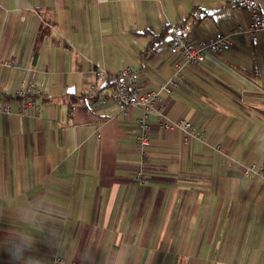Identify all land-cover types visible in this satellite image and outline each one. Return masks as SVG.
<instances>
[{
	"label": "crops",
	"instance_id": "0c3cea01",
	"mask_svg": "<svg viewBox=\"0 0 264 264\" xmlns=\"http://www.w3.org/2000/svg\"><path fill=\"white\" fill-rule=\"evenodd\" d=\"M249 20L236 0H0V58L21 65L0 66V106L11 111L0 112V264H52L55 255L77 264H264V38L236 35L187 68L162 105L204 141L183 144L180 130L151 117L144 184L132 177L138 109L124 115L100 99L125 67L141 89L172 74L170 25L197 40ZM25 81L36 85L34 117L16 113Z\"/></svg>",
	"mask_w": 264,
	"mask_h": 264
},
{
	"label": "built area",
	"instance_id": "2783aa9c",
	"mask_svg": "<svg viewBox=\"0 0 264 264\" xmlns=\"http://www.w3.org/2000/svg\"><path fill=\"white\" fill-rule=\"evenodd\" d=\"M239 5L247 8L250 12V20L247 25L240 23L230 24L226 32L216 31L206 38L191 39L188 37L180 23L170 25L167 34V47L169 51L178 56L173 64L172 74L158 87L141 89L137 83V77L131 67H125L120 73L105 81L101 89V100H109L114 103L118 110L126 115L132 107L137 108L139 114L134 119L136 131L134 142L138 148L139 160L136 170L133 172V180L137 184L146 182L144 172L146 158L151 147L150 130L151 117L155 118V125L161 130L178 129L182 133V143L187 144L191 138L204 141V134L197 129L190 120L184 117H169L162 105L165 98L172 95L175 89L181 87L188 67L199 66L206 56L220 54L228 50L232 44V38L236 35L245 34L255 44L260 37L264 38V19L261 18L260 6L256 0H236ZM0 66L17 67L21 69L20 63L11 58H0ZM104 71L97 73V81H103ZM36 85L34 81H25L15 91V97L19 99L17 114L34 117L40 110L39 103L34 95ZM0 112L9 114L8 106H0ZM219 151L224 158L228 157L226 151L220 145L213 147ZM254 165L245 168L246 171L254 170ZM52 264H77L67 262L60 255H55Z\"/></svg>",
	"mask_w": 264,
	"mask_h": 264
},
{
	"label": "trees",
	"instance_id": "16d2710c",
	"mask_svg": "<svg viewBox=\"0 0 264 264\" xmlns=\"http://www.w3.org/2000/svg\"><path fill=\"white\" fill-rule=\"evenodd\" d=\"M168 28L169 27H167V29L165 28V30L167 31V33H168ZM163 35H164V32L162 31L161 33H159V35H156L155 37H154V40L156 41V40H163Z\"/></svg>",
	"mask_w": 264,
	"mask_h": 264
},
{
	"label": "water",
	"instance_id": "95a60500",
	"mask_svg": "<svg viewBox=\"0 0 264 264\" xmlns=\"http://www.w3.org/2000/svg\"><path fill=\"white\" fill-rule=\"evenodd\" d=\"M70 91H73V89H69Z\"/></svg>",
	"mask_w": 264,
	"mask_h": 264
}]
</instances>
